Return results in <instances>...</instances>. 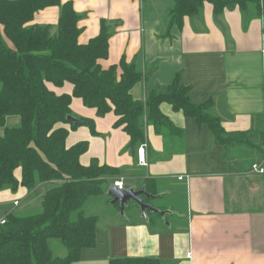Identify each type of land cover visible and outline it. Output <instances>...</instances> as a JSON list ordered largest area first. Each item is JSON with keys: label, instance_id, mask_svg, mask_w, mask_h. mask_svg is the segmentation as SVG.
Wrapping results in <instances>:
<instances>
[{"label": "crops", "instance_id": "crops-1", "mask_svg": "<svg viewBox=\"0 0 264 264\" xmlns=\"http://www.w3.org/2000/svg\"><path fill=\"white\" fill-rule=\"evenodd\" d=\"M257 1L247 8L226 7L220 15L205 3L201 15L185 17L179 27L169 20L174 0H62L80 16L78 43L89 44L101 33L102 22L113 30L108 58L100 63L104 70L117 66L121 78L122 59L140 65L144 76L132 91L135 99L146 102L153 91H164L179 77L190 88L193 104H208L226 135L254 144H221L207 124L164 103L160 112L181 132L159 133L145 116L147 164L141 165L142 145L127 149L130 136L115 128L119 118L114 112L98 116L95 108L73 98L72 115L93 121L97 132L86 125L75 130L59 125L70 132L67 147L87 143L79 162L87 167L97 159L121 170L124 188L146 186L152 195H162L148 203L175 211L166 221L149 214L147 222L134 208L126 219L116 211L105 221L93 216L98 219L96 242L81 250L77 264L128 257L165 264H264V173L252 171L255 163L264 167V12L257 7L264 9V0ZM35 14L31 26L56 30L59 6ZM47 88L59 96L74 92L68 82L62 87L48 83ZM20 123L18 116L6 117L0 138ZM14 177L21 183L22 169ZM57 183H40L33 191L23 186L15 192L0 190V222L32 210L34 199H43Z\"/></svg>", "mask_w": 264, "mask_h": 264}, {"label": "trees", "instance_id": "trees-1", "mask_svg": "<svg viewBox=\"0 0 264 264\" xmlns=\"http://www.w3.org/2000/svg\"><path fill=\"white\" fill-rule=\"evenodd\" d=\"M209 2L216 15L232 5L247 8L258 4L257 0H174L170 25L183 26L185 17L201 15L203 5ZM50 6L60 7L56 30L31 26L35 13ZM79 20L71 2L0 0V127L5 126L8 116L21 119L19 127L6 128L0 138V190L10 188L15 192L23 186L33 191L40 183L59 182L43 197L41 211L10 214L0 223V264H77L81 250L95 245L98 219L86 216L83 205L92 197L106 194V179L120 178L122 172L101 165L97 159L83 166L79 159L89 148L86 142L66 146L70 132L59 125L70 124L72 130L86 125L97 135L93 121L81 120L78 125L67 121L72 115L73 98H81L86 107L95 108L98 116L114 112L119 118L115 128H122L130 136L128 150L146 143L145 116L159 133L181 132L160 112L164 103L207 124L217 142L227 144L220 120L209 113L208 104H193L190 88L179 77L164 91H153L146 102L135 99L132 91L144 76L140 65L122 59L121 78L117 66L104 70L100 63L108 58L113 30L102 22L101 33L82 45L78 43ZM66 82L72 84L73 95L59 96L47 88L48 83L62 87ZM18 169H22L21 183L14 177ZM53 239L61 240L68 251L65 257L53 254ZM109 264L165 263L128 257L115 258Z\"/></svg>", "mask_w": 264, "mask_h": 264}, {"label": "rangeland", "instance_id": "rangeland-1", "mask_svg": "<svg viewBox=\"0 0 264 264\" xmlns=\"http://www.w3.org/2000/svg\"><path fill=\"white\" fill-rule=\"evenodd\" d=\"M145 11L148 15L149 11H147V9ZM223 138L225 139V141L227 143L231 142L232 144H235V143L242 144V145L245 144L246 146H250V147H252L254 145L253 142L246 137L241 138V137H236V136H232V135H230V136L224 135ZM255 164H258V163H255ZM117 181H123V180H121L120 178H115V177H111V178L106 179V182L104 184V189L107 191L108 186H110L111 184H115V182H117ZM141 187H139V188L137 187V189H141ZM34 202L35 203H34V207H32V210L24 211L22 213L19 212V213H16L15 215L36 214L39 211H41L42 210V207H41L42 199L37 197L34 199ZM111 203H112V198L108 195V192H106V194H104L102 196L92 197V198L88 199L84 203L82 211L86 216H97L98 215L100 218V221H105L106 215L109 213H112V211H114V212L116 211L118 213V216L120 218H122L120 216V205L111 204ZM135 207H136V209H135ZM133 208H134L136 215L141 216L138 206L132 202L130 204V206H128L126 209V212H125L126 218H127V213L130 214V212L133 210ZM161 209H163V208H161ZM50 248H51V251L53 252V254L57 257H65L67 255V252H68V251H66L64 245L62 244L61 240H59V239H53L52 241H50Z\"/></svg>", "mask_w": 264, "mask_h": 264}, {"label": "water", "instance_id": "water-1", "mask_svg": "<svg viewBox=\"0 0 264 264\" xmlns=\"http://www.w3.org/2000/svg\"><path fill=\"white\" fill-rule=\"evenodd\" d=\"M67 121L72 125H78L81 120L73 117L72 115L67 116ZM108 195L112 198L111 204L120 205V216L124 219L125 212L130 203H135L141 213V218H144L147 222L150 221L149 214L158 215L163 221H166V216L172 215L175 211H171L170 209L163 210L157 206H154L151 203L147 202V199L155 200L156 198L161 197L162 195H152L146 186H142L141 189H137L136 187L126 186L122 190H120L115 184H111L108 188Z\"/></svg>", "mask_w": 264, "mask_h": 264}, {"label": "built area", "instance_id": "built-area-1", "mask_svg": "<svg viewBox=\"0 0 264 264\" xmlns=\"http://www.w3.org/2000/svg\"><path fill=\"white\" fill-rule=\"evenodd\" d=\"M147 145L142 144V146L140 147L139 151H138V160H139V164L141 165H146L147 164V160L145 157V150H146ZM252 171H255L257 173H264V167H262L261 164H255L252 166ZM183 178H180V180H182ZM115 185L122 190L124 188V183L123 181H117L115 182ZM0 223H4V220L1 221Z\"/></svg>", "mask_w": 264, "mask_h": 264}, {"label": "flooded vegetation", "instance_id": "flooded-vegetation-1", "mask_svg": "<svg viewBox=\"0 0 264 264\" xmlns=\"http://www.w3.org/2000/svg\"><path fill=\"white\" fill-rule=\"evenodd\" d=\"M147 200H149V201L151 200V201L153 202V200H152V199H147ZM164 210H166V209H164Z\"/></svg>", "mask_w": 264, "mask_h": 264}]
</instances>
